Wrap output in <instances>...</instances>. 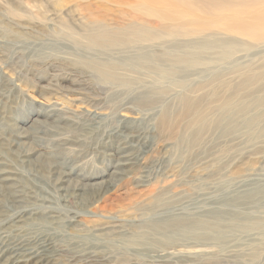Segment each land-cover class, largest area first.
<instances>
[{
  "label": "bare ground",
  "instance_id": "1",
  "mask_svg": "<svg viewBox=\"0 0 264 264\" xmlns=\"http://www.w3.org/2000/svg\"><path fill=\"white\" fill-rule=\"evenodd\" d=\"M109 4L122 8L119 2L109 0ZM10 12L13 16L21 15L14 8ZM120 12L122 18L117 25L99 19L85 24L87 44L105 50L133 44L147 46L144 44L164 41L167 37L173 39V43L180 39L187 43L199 38L215 41L223 37L227 44L239 42L247 48L264 46V0H131ZM63 26L69 32L72 30L65 21ZM144 53L127 57L129 67L115 61H87L86 64L96 72L102 85L117 87L144 84L148 82L145 76L152 71L165 75L175 72L173 68L154 66L155 57L151 60ZM200 53L199 50L180 52L169 60L193 66L201 62ZM222 54L228 57L230 50L225 49ZM242 75L236 82L230 76L222 78L221 73H212L209 84L199 83L179 94L177 111H170L169 99L164 96L165 86L160 85L151 97L136 100L139 117L131 125L124 124L126 116L123 114L113 120L110 114L88 110L82 113L89 117L81 121L79 114L67 116L64 106L51 102L41 103V109L25 119V124L30 119L38 124L32 134L22 126L11 124L12 115L0 111L9 127L6 132L9 135L0 133V264H55L62 258L68 262L111 264L94 259L85 245L102 240L114 247V238L125 253L148 256L144 264H179L178 261L190 264L205 254L197 249L177 250L173 245L207 240L223 242L237 231L263 229L264 218L238 217L235 212L245 201L264 199V187L233 196L222 209L208 214H171L181 199H189L207 190L209 185L239 183L260 172L264 150L247 157L235 156V150L240 145L236 135L245 136L247 141L264 139V63L259 69ZM17 86L14 80L4 82L0 76V95L10 92L17 96ZM218 133L224 139L229 138L230 144L210 145ZM158 138H161L159 144L167 141L166 147L180 152V159L203 157L201 163L195 168L183 169L178 156H170L172 159L167 156L163 161L167 163L163 164L160 157L149 155ZM29 141L35 144L27 146ZM47 142L53 145L50 146L54 156L51 160L41 158V150L49 149ZM95 152L114 158L104 174L91 172L93 165L89 155ZM229 157L231 160L227 159ZM134 168L142 172L141 190L129 203L107 209L103 214L95 213L92 218L97 222L91 226H98L95 228L101 231L98 236L95 234L90 242H85L87 238L79 234L80 217L73 216L64 230L65 240L56 239L60 217L53 192L38 194L34 189L41 188L39 181L48 176L44 169L51 174L49 181L55 192L62 196L71 194L83 201L92 196L87 191L91 181L110 174L112 178L92 196L96 201H104L115 189L129 187L123 181ZM154 169L155 173L161 172V178L155 177ZM123 193L127 195L129 189ZM134 215L145 216L146 220L126 232L125 224ZM103 219L113 223L112 231H104ZM68 241L71 243L66 244ZM263 249V241L256 240L248 244L247 255L255 260Z\"/></svg>",
  "mask_w": 264,
  "mask_h": 264
},
{
  "label": "rangeland",
  "instance_id": "2",
  "mask_svg": "<svg viewBox=\"0 0 264 264\" xmlns=\"http://www.w3.org/2000/svg\"><path fill=\"white\" fill-rule=\"evenodd\" d=\"M112 1L121 3L122 8L112 6L109 4V0L108 2L107 0H0V76L4 82L14 80L18 84L15 90L17 96L10 94V92L0 95V111L4 110L6 114L8 113L7 115H12L11 124L19 125L18 128L22 126L33 134L35 132L34 128L38 124L36 122L32 123L31 119L28 120V124H25V119L31 116L33 111L41 109L39 108L41 103L58 102L61 106H64L67 116L72 117L79 114L82 116L81 121H85L89 117V115L82 113L88 110L100 114H110L113 116V120L123 114L126 116L124 124L131 125L136 122L135 118L139 117L137 116L139 111L136 110L138 109L136 100L151 97V94L158 90L160 85L165 86L164 96L169 99L167 102H170L168 105L171 107L170 111H177L176 109L179 108V99L177 100L179 94L196 84H209L212 73H221L224 75L222 78L230 76L233 81L237 82L243 78L242 74L245 75L251 69L257 70L264 63V46L247 48V45L245 46V44L239 42L227 44L223 37L215 41L199 38L196 42L187 43L181 42L184 40L180 39L178 40L180 42L173 43V39H169L166 35L164 36L167 37L166 40L144 44L147 46L133 44L105 50L92 47L87 44L86 31H83L84 25L96 19L107 21L111 25H117L122 18L120 10L126 9L131 0ZM11 8L18 10L21 15L13 16L11 12L8 13ZM64 21L71 27L70 32L72 33L64 28ZM225 49L230 50L228 57H223L222 52ZM196 50L201 52L202 57L201 62L196 65L183 66L169 60V58L173 59V55L176 53ZM140 52H145L146 57L151 60L152 57H155L154 66L159 65L158 67L166 69L173 68L175 72L165 75L164 73H158L157 70L156 72L152 71V73L145 76L148 82L144 84L138 83L131 87H117L102 85L96 78V72L86 64L87 61H115L129 67L127 57L137 55ZM234 74H236V77ZM159 81L162 83L158 84ZM164 100L166 101V99ZM123 104H128L130 107L124 108ZM133 106L136 108L134 109ZM139 109L144 111L147 108ZM9 116H7L8 120L10 119ZM5 123V117L0 116V133L3 135L9 130L8 125ZM6 135H9V133H6ZM236 137L240 145L235 150L237 152L234 153L235 156L247 157L249 154L264 150L263 138L257 141H247L243 135H236ZM160 139L158 138L153 142V149L149 155L160 157L163 164L167 163L163 162L167 160V156L170 159H172L170 156H178L180 159L181 153L175 152V149L171 146L166 147L168 145L167 141L162 140L164 142L161 141L159 144ZM229 140V138H222L218 133L214 135L210 145L215 143L230 144ZM29 142V144H26L27 146L35 144ZM47 144L49 149L43 148L41 150L43 160L54 158L52 155L53 149L50 147L53 145L49 142ZM89 156L90 163L93 165L92 173L101 174L102 172L104 174L107 165L114 161L113 157L102 156V154L96 152L91 153ZM202 158L193 157L185 160L181 157V166L183 169L195 168L199 166ZM227 159L231 160L230 157ZM260 165L261 169L257 175L242 182L221 183L226 184L227 187L216 183L215 185H209V188L207 186V190L192 195L189 199H181L179 205L175 206L174 209L172 208L171 214L175 216L208 214L212 210L222 209L223 205L233 196H242L247 192L264 187V159L260 162ZM44 170L45 175L48 174V176L39 181L41 188L34 189L38 194L53 192L54 202L59 206L57 210L60 218L57 219L59 228L56 239L60 242L65 240L64 230L68 228L69 219L73 216L80 217L78 219L81 220V223L78 224H80L79 234L83 235L81 238L86 237L87 239H84V241L90 242L95 234L101 233L100 230L95 229L98 226H91V224L97 222V220H93L95 213L103 214L107 209L115 208L119 204H127L141 190L142 172H139L138 168H134L123 181L129 184L127 195L123 193L127 188L115 189L104 201H96V198L92 197L93 194L105 186L104 182L106 180L112 178L110 174L106 173L104 176L91 181L92 184L87 191L92 196L87 201H83L71 194L62 196V194L55 192L49 181V179H52L51 174L46 169ZM153 173L156 178H161V172L155 173L154 169ZM28 182L31 183L30 180ZM235 214L243 218L263 219L264 199L243 202ZM227 218L228 214L225 216V219ZM145 220V216L139 215L138 217V215H134L125 224L124 229L128 232L132 230L133 226L139 225ZM104 222L102 226H107L103 227L104 231L106 233L112 231L113 223H109V220H104ZM85 225L89 228H84ZM237 232L229 235L228 239L230 236L232 237L229 240L226 238L227 241L223 239V242L207 240L178 243L173 245V248L177 250L185 248L188 252L197 249L205 254L201 258H195L196 260L189 262L190 264H264V249L260 257L255 260L250 259L247 255L249 243L256 240H262L264 243V228L245 233ZM111 238L113 237L111 236ZM114 239V247H110L108 243L106 244L102 240L93 244L88 243V246L85 245V247L91 251L93 258L100 262L144 264V260L148 256L139 257L133 253H125L124 249L119 248L121 243L117 238ZM243 252H246V254ZM150 255H152V252ZM178 263L181 264L182 262L178 261ZM55 264L88 263L84 261L68 262L62 258L57 262L55 261Z\"/></svg>",
  "mask_w": 264,
  "mask_h": 264
}]
</instances>
